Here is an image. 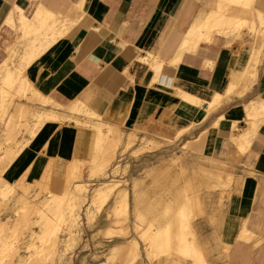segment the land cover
<instances>
[{"label":"crops","instance_id":"1","mask_svg":"<svg viewBox=\"0 0 264 264\" xmlns=\"http://www.w3.org/2000/svg\"><path fill=\"white\" fill-rule=\"evenodd\" d=\"M206 1L207 9L215 5V0ZM250 3L263 20L261 36L244 29L240 40L225 43L224 36L213 33L177 54L200 0H0V61L21 35L4 22L9 17L31 9L30 17L43 5L75 18L25 70L33 88L64 108L59 110L67 112L65 106L79 99L102 115L105 125L125 132L124 138L134 144L131 149L177 137L175 142L195 143L202 158L221 159L227 174L239 176L225 197L217 226L231 244L229 264H264V244H253L257 250L252 254L246 240L233 237L241 220L239 206L245 202L244 186L248 229L255 212L264 209V109L256 119L248 116L264 102V0ZM21 45L16 44L18 53ZM228 84L233 87L226 94ZM177 89L202 100L193 104ZM215 92L223 97L208 107ZM58 121L46 120L3 169L6 182L32 183L49 163L58 169L75 158L91 159L94 132L73 120ZM235 134L240 138H233Z\"/></svg>","mask_w":264,"mask_h":264},{"label":"bare ground","instance_id":"2","mask_svg":"<svg viewBox=\"0 0 264 264\" xmlns=\"http://www.w3.org/2000/svg\"><path fill=\"white\" fill-rule=\"evenodd\" d=\"M250 2H251V0H215V5L212 8L207 9V1L206 0H200V8L198 10V13L196 14V16L193 19L189 29L187 30V32H186V34H185V36L183 38V41L181 42V45H180V47L178 49V53L177 54H181L183 51L191 50L196 45V43L199 40H201V39L207 40L209 38V36H211L213 33H217L219 35L224 36L226 38V42L225 43H229L231 40L241 38L242 37L241 35H242L244 29H245V31L248 30L252 34H256V35H260L261 36L263 34L262 33L263 32L262 31L263 20H262V18L260 16L254 15V11H253V9L251 7V3ZM76 7H78V6L76 5ZM74 19L71 18V16H69V15H62L60 12H52V11L48 10L47 7H44L43 5H39V6H37V8L35 9L34 13L30 17L26 16V15H24L22 13H19V14L15 15V16L9 17L7 20L4 21L7 24H9V26L12 27V29H14L15 31H20L21 35L18 37V40H16L17 42H14L13 45L11 46V48L9 47L10 48L9 49L10 50V54H9V58L8 57L7 58L9 59L10 62H7L8 59L5 58L6 59V60L4 59L5 62H3V63L1 62L0 63V122L2 120V117H1L2 115L1 114L3 112V109L4 110L6 109V106H4V105L6 103L12 101L13 96H14V92L16 93L15 95H17L16 97L22 96V97H25L26 101H27V99H29L31 102L33 101L34 103H38L40 106H43L42 107L43 110L42 109H40L39 111H38V109L36 110L35 107L30 105L31 102H30V104L26 103V105H21V104H23V102H21V103L20 102L19 103L16 102L15 107L13 106L14 109L11 112V114H8L9 115L8 118L5 117L7 120L3 119L4 120L3 121L4 125L2 124V126H3L2 127V134H0V135H1V138L3 136V138H4L3 141L6 142L7 144L5 143L6 146L4 147L2 152L0 153V166H3L2 163H4L6 159L12 158V157H14V155L18 154V151H19L18 148L19 147H16V144L18 142H20V140H18V138H16L17 137L16 134H18V132L20 130V128H19L20 126H22L23 129L26 131V128L30 127V126H28V125H30L29 124V119H32L33 117H35V119H37V120H40V119L58 120V119H63V117L65 118V116H70L72 118V120H74L73 123L77 127H87V129H91L94 132V139L95 140H94V144H93V148H92L93 160L92 161L90 160V162L91 163L93 162V164L95 163V168L98 165L97 162L100 159H102L101 163H105L106 164V162H107L105 167L108 165V161H110L111 157H109V155H108L109 160H105L106 159L105 157L102 158L103 152L104 151L106 152V150L108 151V149L110 150L111 148L114 150V148H113L114 145L113 144H116V140L118 142H120L121 139H119L117 137L119 134L116 136L118 139L116 137H114L115 135H111L113 137H109L108 136V134H111V133H107L109 131V129H107V128L104 129L107 125H105L106 121L105 122L103 121L104 119H103L102 115L96 113L94 110H91L85 103L79 101V99L78 100H74L73 99L74 100L73 102H71L70 104L65 106V109H66L67 112L59 110L60 108H58V107H49V105L53 103L52 100L48 96H46L44 94H41L39 91H37L35 88H33L32 84L30 83V81L26 77L27 75L24 74L26 68L29 66V64L32 63V61L35 59V57L39 56V54H42V51L44 50V48L46 46H48L50 43L53 44V42H55V40L58 37H60L67 30V28L70 25H72L74 23V21H75ZM17 43L22 44L21 45L22 47L20 49L21 50L20 53H18V51H17V47H18V46L16 47ZM17 54H19V56L17 58L16 57L14 58L13 56H16ZM178 58H179L178 55H177V58L175 56L173 62H176V60ZM153 59H155V58H153ZM168 62H170V59H169ZM160 64L161 63L158 64V66H157L158 68L157 69H159ZM155 80L157 82V77L155 78ZM155 80H154V82H155ZM229 83H231V82L229 81ZM151 84H152V82H151ZM231 84H228L227 90L225 89L224 92H226V94L229 93L230 91L232 92V90H231L232 88L231 87H233V85H231ZM235 85H237V84H235ZM177 90H179V89H177ZM179 91H178V93L181 92V95L184 96L185 98L189 99V101H192L193 104H195V102H198V104H199V102L202 100L201 98H199L197 96H194V95H191V94L188 95L187 92H185V91H182V90L180 92ZM222 97H223L222 93L215 92L213 94L211 100H209V103L207 104V106L208 107L213 106L215 103L220 101L222 99ZM213 107H215V106H213ZM261 109H264V102L260 103L258 106H255V107L251 108V110H249V112H248L249 118L256 119V117H259L260 116L259 115V110H261ZM80 113H82V114H80ZM164 113H165V111H164ZM166 113H168V111ZM260 113H261V111H260ZM104 115H105V112H104ZM14 117L15 118L16 117L23 118V121L22 120L21 121H17V120L14 121L15 120V119H13ZM80 117H82V118H80ZM12 119H13V122H12ZM107 119H109V118H107ZM252 123H253V126H254L255 120ZM144 124H146V123H144ZM39 125H41V124H39ZM39 125H38V127H40ZM53 125H54V123H53ZM190 125H191V123H190ZM113 126H112V128H113ZM138 127H139V125H138ZM175 127H176V125H175ZM186 127H188V126H186ZM108 128H110V127H108ZM116 128L117 127H115V131L117 130ZM111 130H114V128L111 129ZM0 131H1V129H0ZM30 131H32V130H30ZM180 131H181V128H180ZM32 133H33V131H32ZM118 133H119V131H118ZM120 133H121V131H120ZM178 133H180V132H178ZM112 134H114V133H112ZM129 136H131V135H129ZM232 137L233 138H240L239 134H235ZM0 141H2V140H0ZM128 141H130V138H129ZM4 142H2V143H4ZM9 143H12V144H9ZM125 143H126V141H125ZM156 144H158V143H156ZM1 145L4 146V144H1V142H0V146ZM112 145H113V147H112ZM116 145L119 146V144H116ZM154 146L156 148V145H154ZM141 148H139V149H141ZM143 148H144V146H143ZM239 148H240L239 149L240 151L243 150V147L239 146ZM113 150H111V151H113ZM239 150L237 149V151H239ZM108 153L106 152V154H108ZM111 155H114V153L111 154ZM177 159H172V160L176 161ZM103 160L106 161V162H103ZM170 160H171V158H170ZM172 160H171V163L174 164L175 161L172 162ZM205 160L211 161L212 158L211 159L210 158H205ZM51 161H53V159ZM70 162H71L70 166L72 165V167H70V170H72V171L74 170L73 172L71 171L74 174L75 170H77V168L79 166H81V165L77 166L78 160H76V158H75V160L73 159ZM79 163L83 164V161H82V163L79 161ZM101 163H99V165ZM212 163H215V162L213 161ZM89 165H91V168H92V164H89ZM102 165H104V164H102ZM167 165L166 166L164 165V166L167 167L168 169H170L169 168L170 166L172 168V164L170 166H167ZM175 165H177V163ZM195 165L200 166L199 169H200V172L203 174V176H205L204 174H206V173L211 174L210 173L211 172L210 169H208L207 167H204L205 166L204 164H201V165L195 164ZM223 165L224 164H222V166ZM55 167H56L55 164L49 163L47 168L45 169L44 173L42 174V178L39 181H37L39 186H36V187H38L37 190L39 191V195H40V191H42L43 189L48 190L47 187L49 188V181H50V178H51L50 175L56 170ZM161 167H162V169H164L163 166H161ZM157 168H159V167H157ZM215 168L217 169V167H215ZM2 169H3V167H2ZM93 169H94V167H93ZM111 169H113V168H111ZM152 169H153V166H152L151 170ZM162 169H160V170L163 171ZM199 169L197 168L196 170H199ZM96 170H98V169H96ZM165 170H166V168L164 169V171ZM190 170L193 171L192 169H190ZM219 170H223V169L219 168L217 170L218 172L216 171L218 176L220 177L221 175H219ZM0 171H1V169H0ZM113 171L114 170H112L110 172H113ZM181 171H182V169H181ZM183 171L185 172V170H183ZM77 172L78 171H76V173ZM96 172H94V173H96ZM98 172H101V171L98 170ZM102 172H103V170H102ZM169 172H170V170H169ZM200 172H198V173L200 174V177H201L202 175H201ZM76 173L74 175H77V177H74V176L72 177V175L70 174V176L73 178L72 180H74V178L75 179L76 178L80 179L81 176L78 177V174L81 173V170H80L79 173H77V174ZM90 173L95 175L93 173V171H90V172H88L89 176L91 175ZM151 173H153V172H151ZM67 174L69 175V171H68ZM98 174H100V173H98ZM102 174H101V176H102ZM178 174H179V171H178L177 175ZM220 174H221V172H220ZM96 175H97V173H96ZM159 175L157 173L156 176H158V178H159L158 180H161L163 177L160 176L161 177V179H160ZM215 175H213V176H215ZM154 176H155V174H154ZM203 176H202V178H203ZM66 177H67V175L65 173L64 178H66ZM207 177H209V176H207ZM219 177H217V178L219 179ZM58 178L60 179V177H58ZM70 178H69L68 181H72V180H70ZM210 178H211V180H212V178H214V180L217 181V182H214V183H216V185L219 184L218 179H215V177H212V176ZM59 179H57V180H59ZM111 179L112 178H110L109 180H111ZM153 179L156 180L157 177L153 178ZM194 179L192 180V178H191L192 181H194ZM203 179H205V177ZM223 179H225V178L223 177L222 180ZM176 180L178 182V179H176ZM183 180H185V178ZM187 180H189V178ZM209 180L210 179L203 180L204 181L203 183H205L204 186L205 185L207 186V187L205 186L206 188H208V186H209V188H211L212 185H213L212 181H209ZM114 181H116V180H114ZM169 181H172V180H169ZM192 181H190V182H192ZM62 182H64L63 179L61 180V183ZM66 182L67 181H65V183ZM132 182H133V185H134V183H136V181L134 182V179L132 180ZM161 182H162V180L160 181V183ZM164 182L165 183H163V182L162 183L166 185V181H164ZM177 182H175V184ZM6 183L7 182L2 178V176L0 174V189H1L2 186H5ZM57 183L55 184L56 186L58 185ZM112 183H114V182H112ZM168 183H170V182H168ZM203 183L201 182L200 185L201 184L203 185ZM221 183H222V181H220V184ZM66 184H67V186H70V183H66ZM83 184L81 182H77L76 181L74 186L66 187V185L64 186L63 184H62L63 186L60 185L61 187H64V188H62V189H64V192L62 190H61L62 192H60V191L59 192L60 193H65V197H66V195L67 196L69 195L67 199L65 198L66 199L65 200L66 201V207H63V205H61V202H59L60 200L59 201L58 200H52L53 198L50 200L51 197H54V196L50 195L51 192H49V195L47 194L45 196V199L40 196L41 199L42 198L43 199L42 200L39 199L41 201L37 202L38 200L36 198L32 197V194L27 189L28 187L25 184H20L19 187H20L21 190L19 192H17V195L14 198H15L16 207H19L21 209V211H19L21 213H19V215L16 214L18 216L14 218V220H13L14 224L12 223L13 225H12L11 228L14 231L15 230L17 231V229L19 230V227H21V229H20V231H21L22 228H24L23 227L25 225L24 222L26 221V217L29 214L35 213L37 215H40V217L47 222L45 224V226H44L45 229L44 228L43 229L45 230L44 234L48 237V239L47 238H45L43 240L41 239V241H44V240H48L49 241V239H50L51 240L50 242L52 244L51 246H49L48 244H50V243L46 244L47 241H45V243H43L44 244L43 246H45V244L48 245L50 248L53 246V248L55 247V249L52 248V250L58 251L56 249V244H55V243H57V241H58L57 238L59 237V236L57 237V235H56V234H58V233H56L57 230H58L57 228L59 226L58 223L60 221H64V220L66 222V220H68L69 223H67V224L72 225V222L75 221L76 216L79 215L77 210H76L77 209L76 206L79 207L80 206L79 204L81 202L82 197H85L83 192H84V189H86V188L84 187ZM101 184H102V182H101ZM103 184H104V182H103ZM173 184H174L173 182L170 183V185H173ZM181 184L185 185L184 183H181ZM106 185L107 184H105V187H103V185L102 186H98V187H96V186L94 187V189L92 190V194H91L92 198L90 199L92 202L93 201L96 202V200H99L100 204L102 205V203L107 198H109L111 192H113L112 191L113 190V186H109V184L107 186ZM187 185L188 186L190 185V189L187 187ZM258 186H260V185H257V187ZM52 187H54V186L52 185ZM58 187H59V185L57 186V188ZM65 187H66V189H65ZM173 187H175V185ZM186 187L190 191L195 186H193V188H191L192 186H191V183H190V184H186ZM200 187H202V186H199V188ZM116 188H117V191H116L115 202L113 203L112 207L110 205V208H111V211H112V215H114V217L118 216L116 219H118V222H119V221H124L126 219L128 220V214L131 213L133 215V217H134V220L132 221V224H133L132 228L134 229V232L139 235L140 239L138 240L136 238H133V235H132V237L130 239H128V241H120L118 243L112 244L110 249H109L110 253L108 254V256H106V258L109 257L108 259H111L112 256H113V261H115L114 260L115 258L117 259V257L118 258L121 257L122 253L119 250V248H120V246L123 245V247L124 246H128V247H125V248H128L130 250L129 252L127 250V252L129 253V255H132L131 257H134V259H135L136 256L138 257L139 251H140V250L138 251V247H137L138 242H139L142 245H144V248L146 250L145 255H146V257H148V260H149V258L153 259L154 257H156L157 254L159 255V253H166L167 255H169V254L173 255L172 253H174V254L179 253L178 255L181 254L182 257H183V255L184 256H188V257L192 256L195 260L200 261L199 262L200 264H202V262H203V264L206 263V259L204 258L203 252L200 251L198 249V247H196L195 239L194 240L187 239L186 235L184 234V229H182V228L185 227V226L187 227V225H190L189 224L190 221L188 219L191 220L190 215H191V213L194 210H197V213L203 215L202 213L205 212V209L203 207L204 202L209 204V205L211 203L212 204L214 203V200L212 199L214 194L212 193V191L210 189L206 190L207 191L206 193L200 194V191H199L200 189L197 190L198 188L197 189L195 188L197 191H199V193L197 192L198 194L194 193L196 195H192L193 194V191H192L191 196H189L188 193H187L188 190H187L186 193L183 192L184 190L179 191V190H181V188L182 189H185V188H183V187L180 188L179 187L180 189L178 190V186H177V190L176 189L174 190V188H173V190L175 192L174 191L172 192V195H171L172 197L169 198L168 200H166V199H162L161 200L160 196L156 197L155 195H154L155 198L153 197V199H152V197H151V200L150 199L143 200L142 197H140L141 193H138V194L134 195L133 205H132L131 208H129L128 194L125 191V187H121L119 189H118V187H116ZM116 188H115V190H116ZM172 188L171 189L169 188L170 191L168 193H170L172 191ZM49 189H52V188L50 187ZM38 191H37V193H38ZM185 191H186V189H185ZM222 191H221V194L224 192V191L223 192ZM0 192H2V190H0ZM46 193H48V191H46ZM243 193H244L243 197H245L244 198L245 202H242V205L239 206V210H238V213L241 216V220H240V222L238 224L236 232L233 234V237H234V239H241L243 241L244 240L248 241L250 235L253 234V233H251L249 231V229H248V227L246 225V218L248 216V206H246V202H247V199H248V190H247V188L245 186H244ZM42 195H43V193H42ZM57 195H59V194H57ZM62 196H63V194H62ZM217 197H219V196L217 195ZM220 198H218V199H220ZM255 198H257V197L255 196ZM168 201L173 202V204L175 203V205H173V206L171 204L169 205ZM253 201H254V198H253ZM216 202H218V201H216ZM45 209H48V210L52 209L54 211L53 214L56 215L55 219L59 220V221L55 220V223L56 222H58V223H56V224H51V222L48 223L49 217L46 216V217H48V219L45 217V214H44V212H46ZM17 211H18V209H17ZM197 213H195V214H197ZM218 215H220V213H218ZM7 217L5 219H7ZM44 220H42V221H44ZM50 220H52V219H50ZM210 220H211V217H210ZM0 221H1V219H0ZM116 221L114 223H117ZM210 222L213 223V221H210ZM3 223H8V222H3V221L0 222V230H2L1 232L4 231L3 229L6 226V225L3 226ZM60 223H62V222H60ZM143 223H145V224H143ZM117 224L120 225V223H117ZM119 225H118V228H119ZM126 225L128 226V224H126ZM127 226H125V227L123 226L124 228L122 227V225L120 226V227L123 228V229L121 228L122 229L121 232L124 230L123 233L125 235L128 234V231H129V229H128L129 227L127 228ZM7 227H9V226H7ZM115 227H117V226H115ZM115 227L113 225L105 226L104 227V232L108 233L109 235H113V234L117 233L116 232L117 230L116 231L114 230V229H116ZM214 228H216V226H214ZM13 230H12L11 233L14 232ZM119 230L120 229H118V231ZM16 231L14 232L15 233L14 236H13L14 238H16V235L18 236V233H19L18 231H17L18 233H16ZM42 232H44V231H42ZM121 232L119 231L118 233L120 234ZM191 232H193V231H191ZM3 233H2V235H3ZM123 233H122V235H124ZM213 233L215 234V238H216L217 242L219 241V243L222 245V250L224 248V253L227 254V252H228V250L230 248V245H231L230 241L225 240L223 238V236H222L220 231L216 232L215 229H213ZM2 235H1V237H2ZM45 235H42V236H45ZM59 239H60V237H59ZM192 239H193V237H192ZM5 240H6V238H5ZM59 242H61V241H59ZM59 242H58V245H59ZM260 242H261V238H260V240L256 239L253 244H254V246H257V245L260 244ZM10 243H13V242L10 241ZM10 243H8L6 245V241H3L2 243L0 242V256H1L0 264H5L6 263L5 261H4L5 263H2L3 259L5 258V257H3V259H2L3 255L4 256H8V258H9L10 256H13V255L16 256V254H18V249L17 248H13V246L9 247ZM125 243L126 244L128 243V244L126 245ZM41 247L42 246L40 245L39 248L41 250L36 248L37 250H40L39 252L37 251V253L43 252V253H46L49 257H51L52 253H55L54 251L51 252L52 251L51 250L50 251L51 254H50V252L49 253H48V251L46 252V250L48 248L45 247L46 248L45 249L44 247H42V248ZM123 247H121L120 249H123ZM12 248L15 249V250H12ZM43 248L45 249V252H44ZM36 249H34L33 251L35 252ZM119 251H120L121 255L117 256V257H114L115 256L114 253L115 252H119ZM32 252L30 253V255L34 254L36 256V254L32 253ZM43 253H41V255ZM123 253H126V252H123ZM30 255H28V256H30ZM47 255H46V259L48 257ZM20 256H22V254H20ZM38 256H40V255H37V257ZM49 257H48V259H49ZM128 257L130 259H132L130 256H128ZM18 258H19V256H18ZM20 259H21V257H20ZM20 259H17V260H19V262H20ZM22 259L24 261L23 263L21 262L22 264H41L40 260H39V263L36 261V258H35V261L34 260L31 261V258H28L30 260H24V258H22ZM109 261H112V259L108 260V262ZM118 261H120V260L118 259ZM9 262H10V260H9ZM19 262H17V263L19 264ZM6 264H8V263H6ZM177 264H179V262H177Z\"/></svg>","mask_w":264,"mask_h":264},{"label":"rangeland","instance_id":"3","mask_svg":"<svg viewBox=\"0 0 264 264\" xmlns=\"http://www.w3.org/2000/svg\"><path fill=\"white\" fill-rule=\"evenodd\" d=\"M31 11H32L31 9H29V10L24 9V12L26 13V15H29L31 13ZM5 50L7 52L8 58H9L8 54H10V53L8 52L7 48ZM13 57L17 58V55L13 56ZM8 58L6 57V59H8ZM4 59L5 58H3L0 61V63L5 62ZM7 62H10L9 59L7 60ZM24 74L26 75L25 72H24ZM15 94L16 93L14 92V96H13L12 101H10L4 105V106H6V109L5 110L3 109V112L1 114L2 120L0 122V127H1L0 128L1 129L0 134H2V127H3L2 124L4 125L3 121L7 120L5 117L8 118V116H9L8 114H11V112L13 111V109L15 107L16 102L17 103L23 102V104H21V105H26V103L30 104V102H31L29 99H27V101H26L25 97H22V96L16 97L17 95H15ZM30 105L35 107L36 110L38 109V111L40 109H42V107H43V106H40L38 103H34L33 101L31 102ZM49 107H58L61 109V106H58L54 103L50 104ZM80 114H82V113H80ZM13 119H15L14 121H16V120L17 121H21V120L23 121V118H20V117H16V118L14 117ZM13 119H12V122H13ZM58 120L59 121H62V120H68L69 121V120H72V118L70 116H65V118L63 117V119H58ZM43 121L45 122L46 119L37 120V119H35V117H33L32 119H29L30 125H28V126H30L31 128L27 127L26 131H25L22 126L19 127L20 130H19L18 134H16V136H17L16 138H18V140H20V142H18L16 144V147H19L18 153L28 143L29 139L34 136V134L37 132V130L43 125V123H44ZM73 122H74V120H73ZM39 124H41V125H39ZM38 125L40 127H38ZM108 127H110V128H108ZM106 128L109 129V131L107 133H111V134H108L109 137H113L111 135H115L114 137H116L118 134L121 136V137L119 135L117 136L119 139H121L120 142H118L116 140V144H119V146L112 143L114 145V147H113V145H112V147L114 148L115 151L111 148L110 150L108 149V151L106 150L107 153L110 151L108 154H106L105 151L102 154V158L105 157L106 158L105 160H109V157H111L110 161H108V165L106 167H105V165L107 164V162L103 160V162H106V164L101 163L102 159H100L97 162L98 165L95 168V163L93 164V162L92 163L90 162V160L91 161L93 160V154H92L91 159H86V160L80 161L81 163L83 161L84 165L80 164L78 161L77 166L78 165H81V166H79L77 168V170H75L74 174L76 173V171H78L77 173H79L81 170V173L78 174V177L81 176L80 179L74 178L75 181L72 180L73 179L72 177L73 176L77 177V175H74L72 173L74 170L73 171L70 170V167H72V165L70 166L71 162L68 161L62 167L56 169L50 175L51 178L49 181V188L51 187L52 189H49L47 187L48 190L43 189L42 191H40V195H39V191L37 190L38 187H36V186H39L37 181H39L42 178V176L39 180L34 181L32 183H26L23 179H20L13 184H10L7 182L5 186L1 187L0 190H2V192H0V219H1V221L8 222V223H3V226L6 225L5 226L6 228L4 227V229H3L4 230L3 232L5 234L3 232H1L2 230H0V232H1L0 234L2 235V233H3L2 237L0 235V238H1L0 242L2 243L3 241H6V245H7L8 243H10V241H12L13 243H10L9 247L13 246V248L18 249V254H16V256L13 255V256H10L8 258V256L3 255L2 259H3V257H5L4 258L5 260L4 259H3V261L1 260L2 263L6 262L8 264L9 263L10 264H18L17 262H19V260H17V259H20V257H21L19 264L21 262L22 263L24 262L22 258H24V260H30L28 258H31V261H33V260L35 261V258H36V261L39 263V260H40L41 264H143L145 261L148 262V264H177V262H179V264H200L199 263L200 261L195 260L192 256L188 257V256L183 255V257L185 258L184 259L181 254L178 255L179 253H176V254L172 253L173 255H171V254L167 255L166 253H159V255L157 254L156 257L153 256L154 258L153 259L151 258L152 260L150 258L148 260V257H146V255H145L146 250L144 248V245H142L139 242H138L137 247H138V251L139 250L140 251H139L138 257L136 256L135 259H134V257H131L132 255H129L128 252L130 250L128 248H125L128 246L123 247V245L120 246V248L123 247V249L125 251L123 249L119 248V250L122 253L121 257H119V258L117 257V256L121 255L120 251H119V252L114 253L115 254L114 257H117V259L116 258L114 259L115 261H113V256H112V258L110 257L112 259V261H109V262H108V260H111V259H108L109 257L106 258V256H108V254L110 253L109 249H110L112 244L118 243L120 241H128V239H130L132 237V235H133V238H136L138 240L140 239L139 235L137 233H135L134 229L132 228V225H133L132 221L134 220V217L131 213L128 214V220L126 219L124 221H119V222H118V219H116L118 216L114 217V215H112L110 205L112 207L113 203L115 202L116 191H117L116 187H118V189L121 187H125V191L128 194L129 205L131 207V203L134 202V195H136L138 193H141L140 197H142L143 200H145V199L151 200V197L153 199L154 195L156 197L160 196L161 200L162 199L168 200L169 198L172 197L171 196L172 192L175 189L177 190V186H178V190L181 187L186 189V191H185V189L181 188V190H179V191L184 190L183 192L186 193L188 190L187 193L189 196H191L192 191H193L192 195H196L194 193H197V192L199 193V191H200V194H203V193H206L207 192L206 190H208V189H210L212 191V193L214 194L213 198H212L214 200L213 204L211 203L209 205L205 202L203 204L205 212L202 214L204 216L197 213V210H194L190 215L191 220L188 219L190 221L189 222L190 225H187V227L185 226L182 229H184V234L186 235L187 239H190V240L195 239L196 247H198V249L203 252V255H204V258L206 259L207 264L208 263L209 264H217V263L218 264H229L228 259H227V254L224 253V248L222 250V245L219 243V241L217 242L216 238L214 237L215 234L213 235L212 229H215L216 232L219 231L217 229L218 222H219L218 213L222 212L225 209V206H224L225 197H229L231 190H232L231 184L235 181V178L237 179V178H239V176L234 177L233 175L227 174L225 172L227 164L221 159L213 158L211 161H207V160H205V158L203 159L201 156L202 154L198 148V145H196L193 142L189 141V142H184V143H177V142H175V138L173 137V138H168L167 142L141 143V144H137V147L135 149H131V147H133L134 144H133V142H131V140L128 141L129 138H127V139L124 138L125 132L120 133V130H118L117 128H116L117 129L116 131H115V128H114V130H111L113 128H112V126H109V125H107L104 129H106ZM30 130H32L33 133ZM118 131H119V133H118ZM112 133H114V134H112ZM0 140H2V141H0L1 144H4V146L3 145L0 146V153H1L2 150L4 149V147L6 146L5 145L6 142L3 141L4 138H3V136L1 138V135H0ZM125 141H126V143H125ZM2 142H4V143H2ZM156 143H158V144H156ZM9 144H12V143H9ZM154 145H156V148ZM143 146H144V148H143ZM139 148H141V149H139ZM129 149H130V152H129ZM111 150H113V151H111ZM112 152L114 153V155H111V154H113ZM16 155H14V157ZM108 155H109V157H108ZM14 157L8 158L5 160L4 163H2L3 166H0V169H1L0 174L3 171V169L9 164V162L12 161V159ZM129 157H131V158H129ZM176 157L177 158L179 157V158L177 159ZM170 158H171V160L177 159L176 161L172 160V162L175 161L177 163V165H175L176 164L175 162H174V164L171 163ZM213 161L216 164L212 163ZM99 163H101V164L99 165ZM221 163L224 165L222 166ZM89 164H92V168H91V165H89ZM102 164H104V165H102ZM171 164H172V168L170 166ZM195 164H198V165L204 164L205 165L204 167H207L208 169H210L211 174L206 173V174H204L205 176H203V174L200 172V169H199L200 166H197ZM164 165L170 166L169 167L170 169H168ZM152 166H153V169L151 170ZM161 166H163L164 169L166 168V170L167 169L168 170L164 171V169H162ZM2 167H3V169H2ZM93 167L95 170L93 169ZM157 167H159V168L161 167L160 169H162L163 171H161ZM215 167H217V169ZM111 168H113V169H111ZM189 168L192 169L193 171H191ZM197 168L199 170H196ZM219 168L224 170V171L219 170V175H221L220 177L217 174V172H218L217 170ZM96 169L100 170L101 172L103 170V172H102L103 174L101 172H98V170H96ZM181 169H182V171H181ZM112 170H114V171L110 172ZM169 170H170V172H169ZM183 170H185V172ZM68 171H69V175L67 174ZM90 171H93V173L97 171L96 172L97 175H96V173H94L95 175L90 173L91 175L89 176L88 172H90ZM178 171H179V174L177 175ZM151 172H153V173H151ZM198 172H200L201 175L203 176V178L205 177L206 180L210 179L209 181H212L213 185L211 188H209V186H208V188H206L207 187L206 185H205L206 187L204 186L205 183H203L204 182L203 180H205V179H203L202 176L200 177V174ZM220 172H221V174H220ZM65 173L67 175L66 178H64ZM98 173H100V174H98ZM157 173H158V175L160 174L159 177L160 176L163 177L162 179L160 177V179L162 180L163 183H165L164 181H166V185L163 184L162 182L160 183L161 180H158L159 178H158V176H156ZM70 174L72 175V177L70 176ZM101 174H102V176H101ZM154 174H155V176H154ZM206 175L209 177H207ZM213 175H215V176H213ZM211 176L215 177V179H218L217 177H219V179H218L219 184L217 183L218 185H216V183H214V182H217L216 180H214V178H212V180H211V178H210ZM58 177H60L61 180L63 179L64 182L61 183V180ZM156 177H157V179L154 180L153 178H156ZM190 177L192 178V180L195 177L196 178L194 179V181H192ZM221 177L222 178L224 177L226 180L225 179L222 180ZM69 178L72 181H68ZM110 178H112V179L109 180ZM184 178H185V180H183ZM188 178L192 182L187 180ZM57 179H59L60 181ZM113 179L116 181H114ZM133 179H134V182L136 181V183H134V185L132 182ZM176 179H178V182ZM169 180H172V181H169ZM219 180L222 181L223 184L222 183L220 184ZM54 181L56 183L59 181L57 183L59 185L58 188H57L58 185L56 186L55 185L56 183ZM65 181H67L66 183H70V186H74L76 181L81 182L82 184L85 182L86 184L84 183L83 185L86 189H84L83 194L85 195V197H82L81 202L79 204L80 206L79 207L76 206L77 207L76 210H77L79 215L76 216L75 221L72 222V225L67 224V223H69L68 220H66V222H65V220L60 221L62 223L56 222L59 225L57 228L58 230L56 232L58 234H56V235H57V237L58 236L60 237V239H59V237L57 238L58 241H57V243H55L56 249L58 251L52 250L53 246L51 248L49 247L52 245L50 242L51 241L50 239H49V241L48 240L41 241V239L42 240L45 238L48 239V237L44 234L45 233L44 226L47 222L44 219H42L40 217V215H37L35 213L29 214L26 217V221L24 222L25 225L23 226L24 228H22L21 231H20L21 227H19V230L17 229V231L19 233L15 230L16 233H18V236L16 235L17 239L14 238L13 236L15 234L14 233L15 231L11 227L14 224V222H13L14 218L17 217L19 215V213H21V212H19V211H21V209L19 207H16L14 197H16L17 192H19L21 190L19 187L20 184H25L28 187L27 189L32 194V197H34L38 200L37 202L41 201L43 198L45 199V196L47 194L49 195V192H51L50 195L54 196V197H51L50 200L52 198H53L52 200H58V201L60 200L59 202H61V205H63V207H66V201L65 200L68 198L69 195L68 196L66 195V197H65V193H60L62 191L64 192V189H62L64 187H61V186L66 185V187H70V186H67ZM101 182H102V184H101ZM103 182H104V184H103ZM110 182L111 183L114 182L115 184L114 183L111 184ZM168 182H170V183L173 182L174 184L170 185V183H168ZM175 182H177V183L175 184ZM189 182L191 183V186H192L191 188H193V186H195L190 191H189L190 185L189 186L187 185V187L189 189L186 187V184H190ZM201 182L203 183V185L202 184L200 185ZM179 183L180 184L184 183L185 185H182V184L180 185ZM51 184L54 187H52ZM105 184H107V185L109 184V186H113V190H112L113 192H111L109 198H107L102 203V205L100 204L99 200H96V202H94V201L92 202L90 199L92 198L91 194H92V190L94 189V187L95 186L98 187V186H102V185H103V187H105ZM174 185H175V187H173ZM199 186H202V187L199 188ZM66 187H65V189H66ZM172 187L174 188V190ZM115 188H116V190H115ZM169 188L170 189L172 188V191L170 193H168L170 191ZM195 188L196 189L198 188L197 190H199V189L200 190L197 191ZM37 191H38V193H37ZM46 191H48V193H46ZM221 191L223 192L222 194H221ZM42 193H43V195H42ZM57 194H59V195H57ZM62 194H63V196H62ZM217 195L219 197H217ZM40 196L43 198L41 199ZM242 196H244V193ZM218 198H220V199H218ZM243 198H245V197H243ZM39 199H41V200H39ZM216 201H218V202H216ZM168 202H169V205L170 204L175 205V203L173 204V202H171V201H168ZM17 209H18V211H17ZM45 211H46V212H44L45 217L46 216L49 217V219H48V217H46L49 220V221L47 220L48 223L51 222V224H56L55 220H58V219H55L56 215L53 214L54 211L52 209H49V210L45 209ZM253 211H254V209H253ZM195 213H197V214H195ZM14 214L15 215L18 214V215L15 216ZM248 216H249V213H248ZM6 217H7V219H5ZM210 217H211V220H210ZM50 219H52V220H50ZM113 219L115 221L117 220L116 222L120 223V225L117 223H114L115 221ZM42 220H44V221H42ZM210 221H213V223H211ZM126 224H128V226ZM143 224H145V223H143ZM108 225H113L114 227L117 226V227H115L116 229H114L115 231L117 230L116 231L117 233L114 232L115 234H113V235H109L108 233H105L104 227L108 226ZM118 225H119V228H118ZM121 225H122V227L123 226L124 227L127 226V228L129 227L128 228L129 229L128 234L125 235L123 233L124 230L121 232V230L124 228V227L123 228L120 227ZM7 226H9V227H7ZM214 226H216V228H214ZM248 226H249L251 233H253V234L250 235V237L252 236L251 238L249 237L250 240L248 239V241H245V244L247 246H249V251L252 254H254L255 251L257 250V247H253V243L255 242V240L256 239L260 240V238H261L260 243L264 244V209H262L261 212H255V215L250 220ZM117 228L120 229L119 230L121 232L120 234L118 233L119 231ZM12 230L14 231L13 233H11ZM42 231H44V232H42ZM191 231H193V232H191ZM122 233L124 235H122ZM41 234L45 235V236H42ZM113 236L115 237L114 239H112ZM253 236L254 237L256 236V237L254 238ZM192 237H193V239H192ZM5 238H6V240H5ZM108 239H110V241H106ZM45 241H47L46 244L50 243V244H48L49 246L46 244H45V246H43L44 245L43 243H45ZM59 241H61V242H59ZM58 242H59V245H58ZM40 245L44 248L45 247L48 249L50 248L49 250L47 249L46 252L48 251V253H49L52 250L51 252L54 251L55 253H52L51 257H49L46 253H43V252H41V253H43L42 255H41V253H37V251L39 252L41 250L39 248ZM13 248H12V250H15ZM36 248L40 249V250H37ZM34 249H36L35 252L33 251ZM45 249H44V252H45ZM53 249H55V247ZM127 250H128V252H127ZM31 252L35 253L36 256L34 254L33 255L31 254L32 255L31 256L30 255ZM51 252H50V254H51ZM123 252H126L127 254L123 253ZM19 253L22 254V256H20ZM123 254L124 255L126 254V255L124 256ZM28 255H30V256H28ZM37 255H40V256L37 257ZM46 255L49 257V259H48V257L46 259ZM18 256H19V258H18ZM128 256H130L132 259H130ZM0 258H1V256H0ZM118 259L121 262L118 261ZM9 260H10V262H9ZM202 264H203V262H202Z\"/></svg>","mask_w":264,"mask_h":264}]
</instances>
